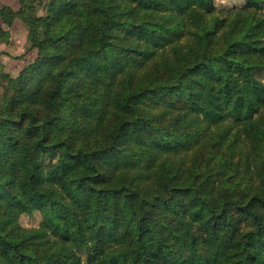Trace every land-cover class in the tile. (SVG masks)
Segmentation results:
<instances>
[{"label":"trees","instance_id":"trees-1","mask_svg":"<svg viewBox=\"0 0 264 264\" xmlns=\"http://www.w3.org/2000/svg\"><path fill=\"white\" fill-rule=\"evenodd\" d=\"M17 3L0 264H264V0Z\"/></svg>","mask_w":264,"mask_h":264},{"label":"rangeland","instance_id":"rangeland-1","mask_svg":"<svg viewBox=\"0 0 264 264\" xmlns=\"http://www.w3.org/2000/svg\"><path fill=\"white\" fill-rule=\"evenodd\" d=\"M2 0H0L1 2ZM15 0H4V2L7 5L14 6ZM43 2H46L47 0H42ZM244 0H215V6L216 9L222 10V9H231L234 7H240L243 4ZM1 4V3H0ZM37 15L42 18L44 21L47 18V14L42 8H39L37 10ZM18 22L16 25L12 26V32L14 34V37L10 35L11 38V45L9 46L10 54H7L9 56V60L6 61L5 64V70L8 73L11 74H18L21 72V70L32 63L34 60L36 53L35 51L26 52V49L28 48V43L26 41L27 36V30L25 25L20 22ZM10 29V31H11ZM9 173L10 175H16L18 172H20L21 168L19 166H9ZM41 220V216L38 213H34L31 216L22 215L19 219V223L24 228H34L37 227L39 222ZM117 264V263H113Z\"/></svg>","mask_w":264,"mask_h":264},{"label":"crops","instance_id":"crops-1","mask_svg":"<svg viewBox=\"0 0 264 264\" xmlns=\"http://www.w3.org/2000/svg\"><path fill=\"white\" fill-rule=\"evenodd\" d=\"M1 4L0 5H6V6H9L7 5L4 0H2L0 2ZM10 7L14 10H16L18 8V3H17V0L14 1V6H11ZM18 22H15L14 25H16ZM1 25V23H0ZM13 25V26H14ZM12 32V29L11 31ZM10 35H12V37H14V34L11 33ZM11 38H10V43L8 45H0V74H3V73H7V74H10V75H15V74H11V73H8L6 70H5V64H6V61L9 60V56H7V54H10V51H9V46L11 45ZM17 75V74H16Z\"/></svg>","mask_w":264,"mask_h":264}]
</instances>
